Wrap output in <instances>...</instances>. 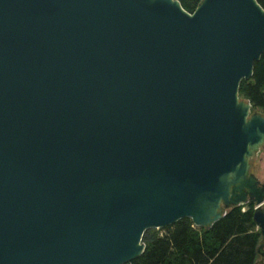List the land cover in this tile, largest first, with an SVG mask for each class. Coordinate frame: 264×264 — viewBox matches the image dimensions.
I'll use <instances>...</instances> for the list:
<instances>
[{
    "label": "water",
    "instance_id": "95a60500",
    "mask_svg": "<svg viewBox=\"0 0 264 264\" xmlns=\"http://www.w3.org/2000/svg\"><path fill=\"white\" fill-rule=\"evenodd\" d=\"M256 0H0V264H126L148 229L253 206Z\"/></svg>",
    "mask_w": 264,
    "mask_h": 264
},
{
    "label": "trees",
    "instance_id": "16d2710c",
    "mask_svg": "<svg viewBox=\"0 0 264 264\" xmlns=\"http://www.w3.org/2000/svg\"><path fill=\"white\" fill-rule=\"evenodd\" d=\"M191 13L201 0H177ZM264 8V0H256ZM238 96L248 100L253 110L264 113V51L253 64L252 76L242 80ZM233 207L209 229L195 227L182 218L159 233L146 230L142 254L126 264H254L261 242L252 221L253 206Z\"/></svg>",
    "mask_w": 264,
    "mask_h": 264
},
{
    "label": "rangeland",
    "instance_id": "374dc122",
    "mask_svg": "<svg viewBox=\"0 0 264 264\" xmlns=\"http://www.w3.org/2000/svg\"><path fill=\"white\" fill-rule=\"evenodd\" d=\"M255 110H257V109H255ZM251 165L253 167L254 174H256L257 177L261 181H263L264 180V144L259 148V150L256 152V154H254L252 156ZM240 207H243V208H241V211H244L247 208V204H243ZM262 208L264 209V204L262 205ZM228 210H226V212ZM165 228H157V229L153 228V229H150V230H153V231L159 232V233H163V232H165V230H164ZM254 264H264V256H261L260 254H257Z\"/></svg>",
    "mask_w": 264,
    "mask_h": 264
},
{
    "label": "flooded vegetation",
    "instance_id": "af4514ba",
    "mask_svg": "<svg viewBox=\"0 0 264 264\" xmlns=\"http://www.w3.org/2000/svg\"><path fill=\"white\" fill-rule=\"evenodd\" d=\"M251 159H252V157H251L250 159H248V170H247L246 177H247V178L250 177V176L253 177V178H254L255 187L259 189V188L264 184V180L261 181V180L257 177V175L254 174V172H253V167H252V165H251ZM247 205H248V204H247Z\"/></svg>",
    "mask_w": 264,
    "mask_h": 264
}]
</instances>
